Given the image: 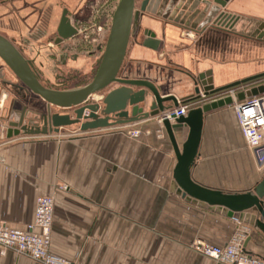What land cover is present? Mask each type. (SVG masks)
<instances>
[{
    "label": "crops",
    "instance_id": "obj_1",
    "mask_svg": "<svg viewBox=\"0 0 264 264\" xmlns=\"http://www.w3.org/2000/svg\"><path fill=\"white\" fill-rule=\"evenodd\" d=\"M117 1L107 6L108 0H0V33L17 39L20 47L22 33L35 32L42 20L58 23L63 8L69 9L81 30L100 22ZM222 10L242 17L234 30L210 24L197 33L167 19L145 17L143 28L157 33L159 50L142 45L143 33L139 40L132 37L125 66L136 75L154 77L164 87L163 97L191 93L189 72L212 68L216 86L263 73L264 38L243 34L254 20L264 21V0H229ZM41 44L43 40L33 39L32 45ZM44 50L25 53L45 57L52 50L70 56L64 47ZM86 58L97 60L92 56L71 60ZM262 83L264 78L240 86L239 91ZM21 93L0 81L1 115L26 104ZM220 97H202L192 108ZM37 98L28 97L32 103ZM239 101L205 114L199 153L191 167L196 182L225 193L253 190L264 177V164L258 163L241 130L235 109ZM40 102L42 107L32 104L31 109L44 112L48 104L41 98ZM136 126L143 131L138 138L129 137L128 127L122 126L0 140V223L26 229L34 221L37 197L49 195L55 198L51 251L76 264H221L192 249L191 243L226 245L236 219L177 194L172 183L178 160L162 124L150 118ZM188 131L185 127L178 135L180 146ZM253 229L258 236L250 237L246 248L264 258V233ZM0 264L42 263L9 250L0 255Z\"/></svg>",
    "mask_w": 264,
    "mask_h": 264
},
{
    "label": "water",
    "instance_id": "obj_2",
    "mask_svg": "<svg viewBox=\"0 0 264 264\" xmlns=\"http://www.w3.org/2000/svg\"><path fill=\"white\" fill-rule=\"evenodd\" d=\"M229 0H119L114 12L110 33L102 59L94 77L87 83L71 88H53L42 82L12 39L0 33V81L4 87L19 89L26 104L21 108L11 107L6 115L0 114V140L18 136H48L61 134L67 129L81 133L128 126L157 118L164 112L179 106V101H193L216 95L230 88L254 83L264 78V72L216 86L214 71L209 68L198 73H188L192 91L188 95L175 93L163 97L164 87L147 73L137 72L125 66V58L132 37L142 45L158 51L161 40L150 27L143 28L142 21L156 16L179 24L181 27L201 33L207 26L234 25L242 20L222 10ZM201 5L204 7L202 8ZM7 14L5 18H9ZM230 22V23H229ZM0 19V24H1ZM14 28V25H10ZM56 44L79 36L78 28L64 8L57 28ZM243 35L264 38V21L256 19L252 28ZM70 51L72 44L65 43ZM77 59V54H71ZM4 70V71H3ZM8 74H6V73ZM19 93V92H17ZM30 94L40 97L48 107L44 112L31 109ZM264 94V83L237 93L238 100ZM98 95L99 97H95ZM227 95L191 108L187 115L163 120L165 129L178 163L175 168L173 189L187 201L214 210L223 211L229 217L248 223L264 233V177L253 190L244 193H225L196 182L191 176V167L199 153L205 114L234 103ZM51 107L59 111H53ZM62 110V111H60ZM173 121V122H172ZM189 128L187 138L180 146L178 135ZM256 210L253 214L251 210ZM257 237L258 232L252 233ZM249 240V239H248Z\"/></svg>",
    "mask_w": 264,
    "mask_h": 264
},
{
    "label": "built area",
    "instance_id": "obj_3",
    "mask_svg": "<svg viewBox=\"0 0 264 264\" xmlns=\"http://www.w3.org/2000/svg\"><path fill=\"white\" fill-rule=\"evenodd\" d=\"M116 7L117 5L105 13V25L97 26V35L92 40L94 47L87 51L88 54L98 55L100 54L99 46H106V38L110 33ZM83 32L86 33V30ZM239 87L230 88L220 94L223 97L232 95L234 99L238 100ZM194 101L196 100L179 101L178 107H174L157 117L159 123L163 125L165 118L174 120L176 117L187 115ZM235 109L246 143L258 163L263 165L264 94L240 100L235 105ZM125 127H128L125 133L131 138H138L143 132L142 128L137 127L136 124ZM54 208L55 198L49 195H41L36 199L34 221L26 229L10 228L0 223V255H6L9 250H13L17 254L28 256L42 264H76L75 261L51 251ZM236 221V229L226 245L217 246L196 240L191 243L192 249L221 264H264L263 257L252 254L246 248V242L254 231L253 226L239 219Z\"/></svg>",
    "mask_w": 264,
    "mask_h": 264
},
{
    "label": "flooded vegetation",
    "instance_id": "obj_4",
    "mask_svg": "<svg viewBox=\"0 0 264 264\" xmlns=\"http://www.w3.org/2000/svg\"><path fill=\"white\" fill-rule=\"evenodd\" d=\"M110 2H113V0L108 1L107 6L110 5L109 4ZM117 5H118V3H117ZM110 9L111 8L109 7V8H107L104 11V13L101 16V21L100 22L95 21V22H93V24L87 26L85 29H81L80 30L77 27V25H75L72 22L78 28V30H79V36L78 37H75V38H71V39L65 40L61 44H56L55 41H56V39L58 37L57 28H58V25H59V22H60V19H61V16H62V12H63L64 8L62 9L61 16H60V19H59L58 23L51 24V22L47 23V22H44V20H42V22L39 23L38 28H37V30L35 32H32V31L31 32H27L26 31V33H22V36L20 38L21 41H22L21 42V45H20V49H21L22 53L30 60V64H31L32 68L34 69L35 73L37 74L35 68L33 67V62L36 59H38V58H41V57L44 58V56H41L40 55L42 53V51H43L44 48L45 49H50L52 47V49H55L56 47H63L65 43H71L72 44V47H71L70 51H67V52L70 53V56H71V54H74V53L77 54V59L76 60L81 59L82 58L81 52H78V51L76 52V51H73V50H76V47H77L78 44H79L78 46H80L81 48L88 47L89 49H91V48L94 47L91 42H92V40L97 35V26L98 25H105L106 18H105V22H102V20H103V17H105V13H107V11H109ZM70 14L71 13H70V11L68 9V15L71 18V15ZM45 18L48 19V18H50V16L47 13H45ZM71 21H72V19H71ZM84 30H86V33L83 32ZM108 35H107L106 40L108 39ZM10 39H12L14 41V43L16 45H18V42L19 41H17V39L12 38V37ZM33 39L43 40V42L45 44H43V45L41 44L39 46H34V45H32L33 44ZM87 43L90 44V45H87ZM37 49H40V54L37 57H34L33 56L34 54H32V55L30 54L29 55V53H32L33 50H37ZM104 49H105V46L103 47V45H101V46H99V52H100V54H98V55H90L93 58L97 59V60H95L93 62H97L98 63V66H99L100 61L102 59ZM26 50L29 51L28 54L25 53ZM47 55H48L47 56L48 58L53 59V57H55L56 54L53 53V52H51L50 54H47ZM70 56H69V59H71ZM98 66H97V68H98ZM97 68H96V71H97ZM96 71H95V73H96ZM37 76H38V74H37ZM38 78H39V76H38Z\"/></svg>",
    "mask_w": 264,
    "mask_h": 264
},
{
    "label": "rangeland",
    "instance_id": "obj_5",
    "mask_svg": "<svg viewBox=\"0 0 264 264\" xmlns=\"http://www.w3.org/2000/svg\"><path fill=\"white\" fill-rule=\"evenodd\" d=\"M115 1L116 0H113V3ZM105 18L106 17H103L104 21L102 20V22H105ZM78 45L76 47V50L73 51L81 52L83 57H90V54H88L87 52L89 48H81ZM87 45L90 44L87 43ZM47 50L48 49H45L44 51ZM50 52H52V50H50ZM45 57L36 59L33 62V67L35 68L40 80L47 86L53 88H71L87 83L93 78L98 66L97 62H93L89 59L88 61L87 58L86 60L75 63L71 59H69V56H63L58 52L55 57H53V59L48 58L47 55ZM37 99V103L33 100V103L31 102V104H34L36 106L41 105L42 107L43 105L42 102H40V98Z\"/></svg>",
    "mask_w": 264,
    "mask_h": 264
},
{
    "label": "bare ground",
    "instance_id": "obj_6",
    "mask_svg": "<svg viewBox=\"0 0 264 264\" xmlns=\"http://www.w3.org/2000/svg\"><path fill=\"white\" fill-rule=\"evenodd\" d=\"M95 97H99L98 95H96Z\"/></svg>",
    "mask_w": 264,
    "mask_h": 264
}]
</instances>
